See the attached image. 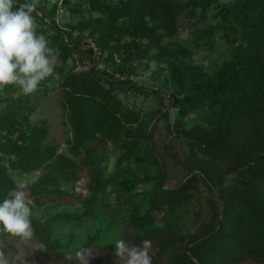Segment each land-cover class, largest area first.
Here are the masks:
<instances>
[{"label":"trees","instance_id":"obj_1","mask_svg":"<svg viewBox=\"0 0 264 264\" xmlns=\"http://www.w3.org/2000/svg\"><path fill=\"white\" fill-rule=\"evenodd\" d=\"M59 5L71 14L82 15L86 10L90 15L74 23L59 22ZM33 16L37 34L45 35L50 46L60 50L56 71L65 121L73 130L67 140L71 155L58 152L57 144L47 140L45 118L31 122L34 107L28 95L21 89L16 94L15 85L0 88V102L6 101L0 109V201L10 189L20 188L28 194L31 208L62 203L59 198L64 195L71 196L67 203L79 207L44 218L32 213L35 235L47 245L41 254L65 249L52 237L56 222L96 217L111 144L120 150L119 162L133 159L137 164L123 166L119 172L120 194L128 195L141 181L153 183L140 201L130 203L128 220L132 241L140 244L149 239L156 248L153 264L264 260V0H40ZM182 17L200 24L193 29L191 44L211 45L212 35L218 32L228 41L229 58L206 72L192 60L191 46L165 41L178 31ZM209 17L215 21L206 24ZM93 46L105 52V60L122 73L134 70L132 62L142 58L169 61L177 108L174 122L161 107L145 112L125 104L118 89L160 94L91 65ZM79 49L88 61L81 58L79 69L66 67ZM114 52L120 55L117 63ZM199 109L206 112L199 122L186 127L185 115ZM156 115L166 120L167 133L183 137L188 144V153L177 162L187 172L198 170L172 187L163 185L165 164L156 156L148 129ZM151 164L157 167L153 175L148 170ZM35 171L38 175L27 185L17 184L15 176L27 178ZM198 178L210 193L211 215L194 231L183 233L177 222L179 209ZM62 182L68 188L60 186ZM98 235L88 236L80 245L93 244ZM10 238L17 239L0 235V247L1 242L14 247Z\"/></svg>","mask_w":264,"mask_h":264},{"label":"rangeland","instance_id":"obj_2","mask_svg":"<svg viewBox=\"0 0 264 264\" xmlns=\"http://www.w3.org/2000/svg\"><path fill=\"white\" fill-rule=\"evenodd\" d=\"M72 1V0H71ZM228 1V0H219ZM214 11L213 8L210 9ZM95 15V12L91 13ZM90 12L84 10L82 15L80 13L71 14L67 9L63 8V11L58 14L59 22L71 21L74 23L76 20L89 17ZM190 18L182 17L180 21V27L174 36L166 38L165 41L172 39L179 42H185L192 48V60L201 65L202 69L206 72L212 71L218 65H221L230 56V47L228 41L220 37L218 32L212 35L213 41L210 44H202L195 46L191 44V38H193V29L200 27V24H193ZM211 17L208 18L206 24L214 22ZM205 24V25H206ZM203 25V26H205ZM77 30H75L76 32ZM237 43V40L235 41ZM151 49L150 51H154ZM85 57L84 52L79 49L75 53L73 58H70L66 67L79 69L82 68L83 63H80V59ZM61 61L58 58L56 67L60 65ZM87 63V62H85ZM134 70L126 71L133 77V81L139 85L151 87L159 92L158 94H142L132 89L119 90L118 95L128 106H133L141 109L145 112L153 111L158 108L168 111V119L170 122H174L177 117V108L173 105L175 99L174 87L172 86L170 77V64L169 61L164 59H158L156 56H150L142 58L140 60L132 62ZM56 67L52 76L46 78L40 83L37 90L28 95V103L33 105V110L30 114V120L33 123L38 122L40 119L45 118L48 123L47 140L57 144L58 152L66 155H71L68 146V139L73 137V130L70 124L65 121V113L61 104L60 98L63 93V89L58 84V72ZM17 90L15 93H20V88L15 85ZM6 101L0 102V109L5 105ZM206 111L199 109L188 112L184 117L186 127L195 122H199L200 117ZM156 115L148 123V129H150L153 135L154 148L156 156L160 161L165 164L166 179L163 183L164 186H175L180 180H184L187 176L198 170H187L177 162V159H183L188 153V144L183 137L175 136L172 133L166 132V120L164 118H157ZM110 150L107 162L104 167V183L103 188L98 192L97 204L95 207L96 217L88 218L80 222H56L51 229L52 237L58 238L65 249H61V253H56L51 250L45 254H41L40 251H35L31 243H25L21 239L16 240L9 239L14 242V247L1 242V247L5 248L10 261V264H14L17 251L22 253L25 258V264H77L75 260L69 262L66 260V255L75 246L84 243L88 236L99 233L97 241L87 246L94 249L93 256L89 259L88 264H122L114 255V241L116 239H125L132 241L130 233L133 232L132 227H129V213L130 203L138 202L143 197L144 193L151 190L153 185L152 181H141L137 186L131 190L127 195L120 194V189L116 185V179L119 178V172L122 167H136V161L131 159L129 162H119L120 150L111 148V144H108ZM120 164V167H119ZM156 165L151 164L148 167L150 174L156 172ZM39 171L28 175L27 178H21L22 175L15 176L17 184L19 186L27 185L32 181ZM200 174V173H199ZM201 175V174H200ZM201 177V176H200ZM82 181V180H81ZM62 187L68 188L69 185L60 183ZM67 185V186H66ZM193 187L190 188L191 196L182 204L179 209L178 225L180 231L188 233L197 229L202 225L211 215V209L208 204V198L210 193L206 188L203 180L198 178L193 182ZM74 189L78 188V184L73 185ZM130 197V198H128ZM62 203H48L46 205L37 206L31 208L32 213L39 218H44L46 215L55 213L57 211L64 210H76L78 206L70 205L67 203L71 200V196L64 195L59 198ZM216 205L220 206L219 201H216ZM107 208L109 210H107ZM119 209L118 213H115V209ZM71 236V237H70ZM35 239L38 240L35 235ZM135 243V242H133ZM138 244V243H135ZM15 247L17 251H15ZM155 247L152 245V256L155 252ZM63 251V252H62ZM165 259V257H164ZM163 260L159 264H162ZM236 264H264V260L258 261L252 258H244Z\"/></svg>","mask_w":264,"mask_h":264},{"label":"clouds","instance_id":"obj_3","mask_svg":"<svg viewBox=\"0 0 264 264\" xmlns=\"http://www.w3.org/2000/svg\"><path fill=\"white\" fill-rule=\"evenodd\" d=\"M38 0H0V88L6 85H18L23 94L34 93L40 83L54 73L59 48L50 46V40L43 34H37L38 25L33 13ZM228 177H225L227 186ZM31 200L20 189L8 191L0 201V235L7 234L31 243L35 251H46L47 245L35 239L32 222ZM152 241L144 239L140 244L116 239L114 255L122 264H153ZM94 249L78 245L74 255L69 252L66 260H75L77 264H88ZM0 264H10L7 251L0 247ZM14 264H25L22 253L17 252Z\"/></svg>","mask_w":264,"mask_h":264},{"label":"built area","instance_id":"obj_4","mask_svg":"<svg viewBox=\"0 0 264 264\" xmlns=\"http://www.w3.org/2000/svg\"><path fill=\"white\" fill-rule=\"evenodd\" d=\"M58 3L61 2V0H57ZM63 11V7L59 5L58 7V14ZM105 55L106 53L101 51L98 47L93 46V52H92V61H89L91 65H94L97 69L100 70H106L115 76L122 78V79H127L129 81H133V77L130 73H122L117 71L113 66L112 61H107L105 60ZM113 61L114 62H119L120 61V55L117 52L113 53Z\"/></svg>","mask_w":264,"mask_h":264},{"label":"crops","instance_id":"obj_5","mask_svg":"<svg viewBox=\"0 0 264 264\" xmlns=\"http://www.w3.org/2000/svg\"><path fill=\"white\" fill-rule=\"evenodd\" d=\"M40 0H38V2H39Z\"/></svg>","mask_w":264,"mask_h":264}]
</instances>
